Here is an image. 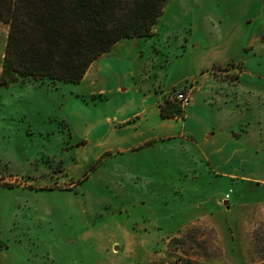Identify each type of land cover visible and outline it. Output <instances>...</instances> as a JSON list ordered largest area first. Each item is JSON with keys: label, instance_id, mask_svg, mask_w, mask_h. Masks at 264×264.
<instances>
[{"label": "rangeland", "instance_id": "rangeland-1", "mask_svg": "<svg viewBox=\"0 0 264 264\" xmlns=\"http://www.w3.org/2000/svg\"><path fill=\"white\" fill-rule=\"evenodd\" d=\"M239 19L247 28L238 32ZM8 27L0 20V70ZM257 36L264 41V0H169L135 52L173 60L168 78L180 75L175 62L201 59L208 73L234 79ZM89 90L0 84V264L264 263V128L240 142L237 165L201 161L206 178H178L166 151L96 157L72 137L66 118L99 114L74 106Z\"/></svg>", "mask_w": 264, "mask_h": 264}, {"label": "crops", "instance_id": "crops-1", "mask_svg": "<svg viewBox=\"0 0 264 264\" xmlns=\"http://www.w3.org/2000/svg\"><path fill=\"white\" fill-rule=\"evenodd\" d=\"M231 27L239 32L247 25L239 19ZM137 38L142 37L118 41L91 63L78 82L87 83L91 97L77 95L74 106L99 114L81 118L80 123L66 118L71 136L92 143L96 157L166 151L175 157L178 178H206L201 161L214 169L237 165L244 158L239 152L240 142L264 128L260 121L264 114V41L257 36L246 43L252 46L261 41L253 54L247 55L242 71L234 79L208 73L209 65L201 59L195 63L184 59L175 62L174 72L180 75L168 78L167 67L173 60L163 63L155 55L151 62H145L141 58L145 51L139 55L135 52L141 43ZM220 61L217 65L233 60ZM157 65L164 68L157 69ZM172 88L190 89L191 102L181 116L163 117L160 104L169 99L167 93ZM225 174L236 175L230 171Z\"/></svg>", "mask_w": 264, "mask_h": 264}, {"label": "trees", "instance_id": "trees-1", "mask_svg": "<svg viewBox=\"0 0 264 264\" xmlns=\"http://www.w3.org/2000/svg\"><path fill=\"white\" fill-rule=\"evenodd\" d=\"M168 1L0 0V20L9 26L0 84L78 83L118 41L151 36ZM160 113L181 116L182 110L169 98Z\"/></svg>", "mask_w": 264, "mask_h": 264}, {"label": "built area", "instance_id": "built-area-1", "mask_svg": "<svg viewBox=\"0 0 264 264\" xmlns=\"http://www.w3.org/2000/svg\"><path fill=\"white\" fill-rule=\"evenodd\" d=\"M170 99L175 100L178 105L180 106L182 113L183 114L184 110L186 107L189 106L191 102V92L190 90L184 89L180 91H174L170 96ZM226 197H228V194H226Z\"/></svg>", "mask_w": 264, "mask_h": 264}]
</instances>
